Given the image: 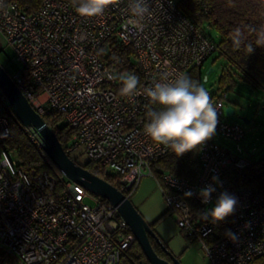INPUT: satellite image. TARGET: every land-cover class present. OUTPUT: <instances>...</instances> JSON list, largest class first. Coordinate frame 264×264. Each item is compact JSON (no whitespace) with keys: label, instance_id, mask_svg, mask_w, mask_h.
I'll use <instances>...</instances> for the list:
<instances>
[{"label":"built area","instance_id":"obj_1","mask_svg":"<svg viewBox=\"0 0 264 264\" xmlns=\"http://www.w3.org/2000/svg\"><path fill=\"white\" fill-rule=\"evenodd\" d=\"M0 3V34L21 65L11 77L44 119L51 112L63 116L72 131L63 146L71 159L84 154L129 198L143 177L157 180L176 225L201 243L209 264H251L264 255V192L252 184L264 175V159L243 155L245 129L224 117L227 92L214 95L204 87L219 105V123L198 148L195 180L168 171L158 176L150 167L169 149L144 133L151 103L144 90L202 69L217 51L207 27L196 25L176 0H149L152 15L142 27L128 24L129 0H117L91 18L79 16L68 0H40L32 11L12 0ZM110 41L133 50L141 71L137 95H120L119 76L126 73L117 60L109 61ZM24 130L45 155L40 135ZM9 134V119L0 116V264H123L136 240L117 208L53 164L64 178L60 182L52 173L20 167L4 145ZM219 138L234 142L237 152ZM209 185L215 191L205 204L199 192ZM223 192L237 200L228 229L235 241L225 234L214 238V221L202 216Z\"/></svg>","mask_w":264,"mask_h":264},{"label":"trees","instance_id":"obj_2","mask_svg":"<svg viewBox=\"0 0 264 264\" xmlns=\"http://www.w3.org/2000/svg\"><path fill=\"white\" fill-rule=\"evenodd\" d=\"M12 1L17 2L27 11L36 9L40 2V0ZM68 1L72 2V0ZM176 4L196 25L204 29L208 28L206 33L215 41L218 56L226 60V65L222 68L221 75L218 78V87L215 88L214 95H217V92L232 90L239 80L254 88L264 90V38L261 37V31L264 30V0H176ZM209 30H212L215 35ZM238 31L240 33V43L237 44L235 41ZM108 44L111 49L108 57L109 61L117 60L116 67L126 74L136 75L140 83L141 71L133 50L118 44L116 41H110ZM258 44L261 46H258ZM249 45L254 48L251 54H249ZM187 76L204 87L201 69L192 68ZM158 108L159 105L151 102L148 111ZM0 116H7L9 119L10 134L4 145L17 159L20 167L26 170L34 169L37 172L52 173L56 176L58 182L64 179L62 174L53 167L48 158L28 137L23 125L15 117L1 91ZM45 120L55 131L62 146H65L72 131L64 122L63 116L60 113L51 112L45 116ZM198 148L181 156H176L169 149L168 152L154 159L150 163V167L158 176L162 172L168 171L195 180L199 173ZM83 166L113 185H117L115 178L106 175L94 163L88 161ZM252 184L264 192V175L253 178ZM169 213L168 209L161 213L152 222H149L150 226L154 229L155 225ZM230 220L229 215L222 221H214V238H219L227 232ZM188 238L190 242L193 241L192 237L188 236ZM150 240L158 255L166 257V254L155 240L152 237H150ZM123 263L149 264L136 241L126 252ZM251 264H264V255L253 259Z\"/></svg>","mask_w":264,"mask_h":264},{"label":"clouds","instance_id":"obj_3","mask_svg":"<svg viewBox=\"0 0 264 264\" xmlns=\"http://www.w3.org/2000/svg\"><path fill=\"white\" fill-rule=\"evenodd\" d=\"M117 0H72L76 13L81 17H96L103 15L105 10ZM3 4L0 3V8ZM128 24L142 27V21L152 15L149 0H129ZM240 33L236 34V43H240ZM264 38V30L261 31ZM258 46H261L258 44ZM254 48L249 45V54ZM111 78V77H110ZM122 82L120 95L132 97L137 95L139 78L133 74L119 76ZM145 94L158 109L147 113L148 122L144 125V133L153 142L171 150L176 156L202 147L216 132L219 123V105H215L206 91L198 82L190 77L179 74L171 82L156 83L148 87ZM218 178L213 177L216 181ZM215 189L209 185L199 192L202 202L207 204ZM191 197L192 192H186ZM237 204L234 196L223 192L217 198L214 207L202 214L204 219L211 217L213 221H222L231 215ZM225 235L235 241L237 237L228 230Z\"/></svg>","mask_w":264,"mask_h":264},{"label":"water","instance_id":"obj_4","mask_svg":"<svg viewBox=\"0 0 264 264\" xmlns=\"http://www.w3.org/2000/svg\"><path fill=\"white\" fill-rule=\"evenodd\" d=\"M213 70L210 67L203 76L207 82L206 87L214 92V82L207 81V75ZM0 91L10 106L15 117L27 128L35 130L43 140V151L51 163L69 180L82 186L88 192L109 201L115 206L120 216L126 221L136 242L139 244L149 264H182L179 258L168 249L160 239L156 231L135 207L132 200L123 194L115 185L98 174L78 164L65 152L55 131L47 124L46 120L32 107L25 95L11 75L0 64ZM227 115L233 114L234 110L230 105L225 107ZM244 123H248L247 116L238 115ZM152 237L166 254L161 257L154 250Z\"/></svg>","mask_w":264,"mask_h":264},{"label":"rangeland","instance_id":"obj_5","mask_svg":"<svg viewBox=\"0 0 264 264\" xmlns=\"http://www.w3.org/2000/svg\"><path fill=\"white\" fill-rule=\"evenodd\" d=\"M209 31L215 35L212 30ZM0 64L11 76L21 69L20 63L13 58V49L11 45L7 43L2 34H0ZM225 65L226 60L219 57L218 53L215 52L205 61L204 66L201 69L204 76L210 67L213 68V70L207 75V81H213L215 88L218 87V78ZM206 84L207 82L203 81L204 87H206ZM226 99V105H230L233 108L234 113L230 115L225 113V119L231 123H237L245 129V138L240 142L243 155L254 161L264 159V90L254 88L248 83L239 80L236 86L227 92ZM238 115L247 116L249 122L244 123L238 118ZM219 140L221 143L231 147L237 152L235 148L236 144L234 142H230L223 138H219ZM253 148H255V152ZM10 157L12 159L15 158L12 154H10ZM76 161L78 164L83 165L88 159L84 154H79L76 157ZM107 171L115 173L110 169H107ZM156 182L162 193V188L159 182L157 180ZM87 202L91 203L89 199H87ZM183 257V261L187 264H209V261L205 258L202 252L201 243L198 240L189 242ZM179 260L181 262V259Z\"/></svg>","mask_w":264,"mask_h":264},{"label":"crops","instance_id":"obj_6","mask_svg":"<svg viewBox=\"0 0 264 264\" xmlns=\"http://www.w3.org/2000/svg\"><path fill=\"white\" fill-rule=\"evenodd\" d=\"M130 198L148 222H152L157 216L167 210L161 189L156 180L150 176L142 178L137 190ZM154 230L168 249L181 259V263L187 264L183 261V254L190 239L178 228L174 215L172 213L165 215L155 225ZM193 240L195 239L193 238Z\"/></svg>","mask_w":264,"mask_h":264}]
</instances>
